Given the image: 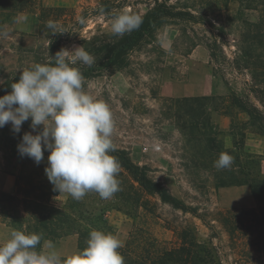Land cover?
<instances>
[{
  "label": "rangeland",
  "instance_id": "rangeland-1",
  "mask_svg": "<svg viewBox=\"0 0 264 264\" xmlns=\"http://www.w3.org/2000/svg\"><path fill=\"white\" fill-rule=\"evenodd\" d=\"M159 1L188 10L192 17L159 24L128 52L124 66L100 67L98 74L83 76V90L110 107L115 146L125 149L132 162L145 167L149 178L161 182L179 201L195 207L196 215L173 208L155 194L144 195L153 212L130 209L129 215L118 209L121 203H114V197L102 202L92 193L79 201L59 193L50 203L67 207L70 219L81 223L94 220V212L104 209L114 235L124 242L129 235L159 248L178 247L182 238L194 241L204 248L197 264H264V234L255 222L257 205H247L242 191L235 194L239 203L230 204L234 200L225 196L224 188L232 186L214 187L212 170L216 167L194 165L208 164L205 136L186 141L180 128L184 119L175 115L176 98L165 84L180 78L189 58L209 64L230 85L224 96L206 95L210 125L200 133H210L220 145L233 150L232 156L239 152L233 148L235 142L264 159V0ZM153 5L154 0H34L22 11L0 12V82L44 63L50 38L57 39L60 49L70 51L83 48V41L94 36L96 43L111 41L114 14L129 11L142 16ZM48 21L64 32L51 33ZM102 62L96 58V64ZM74 67L82 71L89 66L77 63ZM240 104L257 108L261 120L250 119ZM215 113L230 117L227 127L213 119ZM26 131H33L30 120L21 126L20 132ZM2 155L0 147V192L21 198L15 180L19 160L11 155L5 160ZM237 164L234 158L231 168L235 172ZM260 168L264 173L261 162ZM75 203L86 213L79 215ZM9 221L0 215V242L9 238L11 230L24 231L25 222L20 227ZM51 241L62 255L79 251L76 234ZM185 250L192 254L196 249L186 246Z\"/></svg>",
  "mask_w": 264,
  "mask_h": 264
},
{
  "label": "clouds",
  "instance_id": "clouds-1",
  "mask_svg": "<svg viewBox=\"0 0 264 264\" xmlns=\"http://www.w3.org/2000/svg\"><path fill=\"white\" fill-rule=\"evenodd\" d=\"M142 22L141 16L129 11L114 14L111 33L123 37ZM46 27L53 34L64 32L53 21ZM77 63L90 67L96 58L82 47L61 48L47 62L22 70L19 79L11 82V91L0 96V128L10 124L13 133H19L30 120L33 131L23 133L17 150L36 164L48 151L44 172L53 189L77 201L89 192L110 200L121 191L120 163L111 155L116 150L114 119L105 102L83 90L82 72L73 66ZM233 163L232 155L221 152L214 166L229 169ZM123 247L124 241L116 235L94 229L83 249L62 255L42 233L11 230L9 238L0 242V264H124L118 251Z\"/></svg>",
  "mask_w": 264,
  "mask_h": 264
},
{
  "label": "trees",
  "instance_id": "trees-1",
  "mask_svg": "<svg viewBox=\"0 0 264 264\" xmlns=\"http://www.w3.org/2000/svg\"><path fill=\"white\" fill-rule=\"evenodd\" d=\"M33 1L0 0V12H19L31 5ZM189 12L188 10L177 9L174 5L164 1L154 0V5L141 16L143 22L138 29L125 34L123 37L114 36L111 41L104 40L101 44L96 43L98 37L95 36L92 39H85L83 48L95 58L103 59L104 62L101 64L94 63L86 70H80L82 75L98 74L100 67L124 66L128 52L136 47L141 38L153 31L159 24L167 22L168 19L192 17ZM59 50L57 39L50 38L47 46V60L49 55L54 56ZM19 76L20 72H17L0 82V96L11 91V82L18 80ZM207 98L208 96L176 98L174 104L176 107L175 115L178 119H184L180 128L186 135V141L191 143L193 140H199L197 136H205L203 151L209 154L208 164L204 165L199 162L194 165L213 168L214 162L221 152H227L231 155L233 150L220 145L210 133H200L201 129L210 125L208 118L210 104ZM240 106L250 119L261 120L257 108H249L243 104ZM18 134L23 135L21 132L13 133L10 124L0 128V147L3 159L8 160L11 155L19 160L15 180L17 189L22 194V197L19 198L14 194L0 192V215L10 218L9 223L12 226L14 223L23 227L24 223L22 222H25L24 232L42 233L43 238L54 240L76 234L78 250L86 246V240L91 230L98 229L114 234L104 209L94 212V216H92L94 220L85 219L81 223L78 222V219H70L65 211L67 207H58L50 203L51 198L57 196L59 191L53 189V185L44 172L47 166L48 151H44L45 159L39 164L27 156L22 157L17 150V144L22 137ZM243 147L244 145L237 147V144L233 143V148L239 151L233 155L235 160L240 162L236 165L237 172L232 168H214L212 170L214 187L247 185L259 211L256 214L255 222L262 226L264 225V173L260 168L261 159L258 155L252 156ZM111 155L116 157L120 163L117 179L120 181L121 191L114 195L113 201L114 203L116 201L121 203L118 205L119 210L128 215L130 209L138 213L142 211L153 212L144 195L155 194L162 202L170 204L173 208L196 215L195 207L179 201L161 182L149 178L145 167L132 162L125 149L116 147ZM89 193L98 195L95 192ZM97 199L104 201L100 197ZM73 206L77 208L76 211L79 215H82V212L86 213L81 206H78V203L73 204ZM73 206H68V208ZM129 206L131 208H128ZM186 246L196 249L195 252L191 254L190 250L186 251ZM37 247L40 248V245ZM118 251L124 257V264H197L200 261V253H204V248L194 241L186 242L185 238H182L181 245L175 248L152 247L138 236L129 235L124 242V247Z\"/></svg>",
  "mask_w": 264,
  "mask_h": 264
},
{
  "label": "crops",
  "instance_id": "crops-1",
  "mask_svg": "<svg viewBox=\"0 0 264 264\" xmlns=\"http://www.w3.org/2000/svg\"><path fill=\"white\" fill-rule=\"evenodd\" d=\"M182 75L180 78H174L167 80L165 84L168 86L169 95L174 98L182 97H196V96H206V95H216L224 96L229 92V85L223 78L216 75L212 67L203 62L196 60L195 58L187 59L184 64ZM213 119L216 122H221V127H227L230 123V117L225 114L215 113ZM232 145V142L230 146ZM260 152V150H258ZM262 170L264 171V159L261 160ZM226 192L225 196L231 200L230 204H238V197L235 196L236 193L242 191L245 195L247 205L255 206L256 202L253 199L249 187L245 185L232 186L230 188H224ZM223 204H228L224 202ZM262 232L264 234V225H262ZM73 237V235H72Z\"/></svg>",
  "mask_w": 264,
  "mask_h": 264
}]
</instances>
